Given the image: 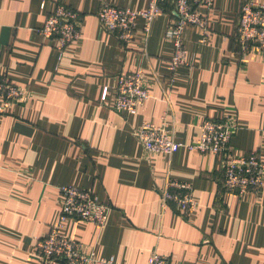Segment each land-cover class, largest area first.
Wrapping results in <instances>:
<instances>
[{"label":"crops","instance_id":"0c3cea01","mask_svg":"<svg viewBox=\"0 0 264 264\" xmlns=\"http://www.w3.org/2000/svg\"><path fill=\"white\" fill-rule=\"evenodd\" d=\"M102 2L148 5L0 0V74L29 92L0 115V264H41L36 244L57 222L65 186L92 190L110 206L103 229L67 225L98 258L148 264L156 250L172 264H264V189L243 198L224 193L220 157L186 147L171 157L147 154L136 137L144 122L160 125L166 114L175 139L190 145L204 120L229 118L237 126L230 152H258L264 161V53L239 52L244 0H215L206 39L198 27L185 28L190 67L173 79L168 18H156L148 35L139 18L134 41L123 45L100 28ZM59 3L83 15L80 39L63 51L36 32ZM138 72L150 98L135 114L115 110L119 75ZM167 179L193 186L199 206L189 219L163 206Z\"/></svg>","mask_w":264,"mask_h":264},{"label":"built area","instance_id":"2783aa9c","mask_svg":"<svg viewBox=\"0 0 264 264\" xmlns=\"http://www.w3.org/2000/svg\"><path fill=\"white\" fill-rule=\"evenodd\" d=\"M215 0H148L143 10L118 7L102 2L97 17L102 31L115 35L123 45L135 39L136 23L139 18L145 22V32L151 31L153 21L165 16L168 18L166 38L173 46L170 71L173 79L181 68H189L184 30L188 26L198 27L204 38L210 35L209 15L214 9ZM205 9L206 13L201 11ZM83 15L62 3L56 6L45 24L36 32L45 39H56L58 49L63 51L81 37ZM237 42L242 56L253 49L264 53V1L244 0L237 29ZM146 50L144 47L143 51ZM114 108L127 114H135L150 94L143 72L121 74L115 85ZM26 88L17 86L0 74V115L14 106L23 105L28 99ZM195 143H179L169 129L166 114L160 125L144 122L136 133L138 141L147 154L162 153L168 157L181 147L202 155L222 159L223 192L239 198L247 195L259 196L264 189V161L258 152L235 155L230 152V143L236 123L229 118L216 121L206 119ZM62 208L57 222L36 244L37 256L41 264H116L113 259L98 258L94 250L85 251L72 234L66 232L68 223L87 222L105 228L110 206L99 201L92 190L75 186L60 188ZM164 207L172 205L185 218L189 219L197 210L193 186L188 182L167 179L161 191ZM148 264H172L171 260L156 250Z\"/></svg>","mask_w":264,"mask_h":264}]
</instances>
